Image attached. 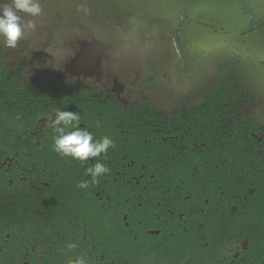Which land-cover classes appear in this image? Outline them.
Returning <instances> with one entry per match:
<instances>
[{
  "label": "flooded vegetation",
  "instance_id": "obj_1",
  "mask_svg": "<svg viewBox=\"0 0 264 264\" xmlns=\"http://www.w3.org/2000/svg\"><path fill=\"white\" fill-rule=\"evenodd\" d=\"M41 3L0 36V264H264V0ZM57 110L115 148L57 154Z\"/></svg>",
  "mask_w": 264,
  "mask_h": 264
},
{
  "label": "clouds",
  "instance_id": "obj_2",
  "mask_svg": "<svg viewBox=\"0 0 264 264\" xmlns=\"http://www.w3.org/2000/svg\"><path fill=\"white\" fill-rule=\"evenodd\" d=\"M77 11L87 15L90 10L82 3L77 7ZM21 12L32 19L22 17ZM43 13L41 0H0V36L4 38V46L16 49L21 41L34 36L38 28L36 18L41 17ZM54 114L55 119L51 118L55 132L53 150L57 154L85 162L89 158L100 157L102 153L107 157L109 149L115 148L111 137L104 136L96 140L92 132L86 128L82 129L79 126L78 112L57 110ZM108 172V167L99 161L86 168V174L91 176L92 182H96ZM78 186L87 188L88 182L82 181ZM66 248L71 252L77 248V244L68 243ZM70 264H88V261L83 256H77Z\"/></svg>",
  "mask_w": 264,
  "mask_h": 264
}]
</instances>
